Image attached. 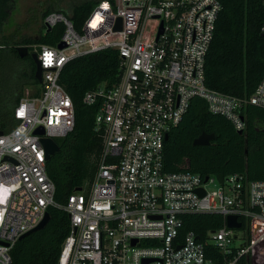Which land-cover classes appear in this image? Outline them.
Returning a JSON list of instances; mask_svg holds the SVG:
<instances>
[{
  "label": "built area",
  "instance_id": "obj_1",
  "mask_svg": "<svg viewBox=\"0 0 264 264\" xmlns=\"http://www.w3.org/2000/svg\"><path fill=\"white\" fill-rule=\"evenodd\" d=\"M221 8L220 0H100L80 29L61 11L43 17V28L61 24L63 33L54 46L32 45L41 90L24 95L13 113L16 125L0 131V264L11 262L15 242L50 206L69 216L57 264H264V179L236 172L218 180L164 169L165 136L192 98L203 99L209 113L243 133L246 107L264 108V74L249 95L205 84V58ZM105 48L118 51L120 78L83 96L86 105L98 104L96 170L88 189L58 203L41 138H63L74 127L59 73L72 58ZM38 127L43 135L34 133ZM195 213L218 214L223 224L201 237L183 232L184 216ZM229 216L240 226L229 227Z\"/></svg>",
  "mask_w": 264,
  "mask_h": 264
},
{
  "label": "trees",
  "instance_id": "obj_2",
  "mask_svg": "<svg viewBox=\"0 0 264 264\" xmlns=\"http://www.w3.org/2000/svg\"><path fill=\"white\" fill-rule=\"evenodd\" d=\"M99 1L71 2L69 17L77 29ZM220 2L222 8L205 58V84L225 93L249 95L264 74V0ZM16 3L0 0V131L16 125L13 113L25 87L33 89L30 96L41 90L34 77V60L30 54L20 57L17 47L24 45L32 52L34 44L54 46L63 33V26L57 24L49 30L41 29L35 37H19V32L4 34ZM51 11L66 12L49 7L43 17ZM119 78L120 56L112 48L74 57L60 70L59 83L74 108V127L65 137L55 139L60 149L46 162L58 203H66L77 188H89L101 150V136L94 131L98 104L86 105L84 93L99 86L110 87ZM246 113L247 129L239 134L225 117L209 113L203 99L192 98L181 121L164 141V169H188L203 176L216 174L220 179L244 171L251 179H264V108L249 105ZM203 131L214 133V139L208 145H194L193 140ZM47 212L49 220L42 229L15 242L9 264H57L61 244L69 232V216L53 206ZM222 223L218 214H188L182 231L194 230L201 237Z\"/></svg>",
  "mask_w": 264,
  "mask_h": 264
},
{
  "label": "rangeland",
  "instance_id": "obj_3",
  "mask_svg": "<svg viewBox=\"0 0 264 264\" xmlns=\"http://www.w3.org/2000/svg\"><path fill=\"white\" fill-rule=\"evenodd\" d=\"M81 1L83 0H17L9 22L10 26L6 28L4 34L10 35L19 32V37H35L42 29V14L46 9L60 5L61 9L70 13L71 2ZM32 91L33 89L27 86L24 89V95H31Z\"/></svg>",
  "mask_w": 264,
  "mask_h": 264
},
{
  "label": "water",
  "instance_id": "obj_4",
  "mask_svg": "<svg viewBox=\"0 0 264 264\" xmlns=\"http://www.w3.org/2000/svg\"><path fill=\"white\" fill-rule=\"evenodd\" d=\"M115 29H118V30L120 29L119 23L117 24ZM47 30H49V29H47ZM57 46H58V48L61 49L65 46V43L60 42ZM17 51H18V54L20 57H24V56L30 54V56L32 57V59L35 62V65H36L35 74H34L35 80L40 83L42 80V68L40 65V61L38 60L37 54L35 52H30L26 46L17 47ZM34 133L39 134V135H43L44 134L43 128L38 127ZM239 133H241V132H239ZM167 138H168V135L165 136V140H167ZM212 139H214L213 133H207V132L203 131L193 140V144L197 145V146L208 145L210 140H212ZM41 142H42V145L44 147L46 160H49L60 149L57 142L52 138L42 137ZM79 189L80 188H77L76 190H79ZM197 192L200 195H202V193H203L202 189H198ZM48 220H49V214H48V212H46L43 219L34 228H32L31 230L22 234L19 237V239H22L23 237L27 236L28 234H30L33 231L42 229L47 224ZM227 225L229 227H239L240 226V224L238 222H236V219L233 216L227 217Z\"/></svg>",
  "mask_w": 264,
  "mask_h": 264
},
{
  "label": "crops",
  "instance_id": "obj_5",
  "mask_svg": "<svg viewBox=\"0 0 264 264\" xmlns=\"http://www.w3.org/2000/svg\"><path fill=\"white\" fill-rule=\"evenodd\" d=\"M69 6V5H68ZM58 8H60L61 9V7H60V5H59V7ZM69 11H71V9H69ZM62 12V11H61ZM64 13V12H63ZM64 14H66V15H68V16H70V13H67V11L64 13ZM45 30V28H43V26H42V30ZM47 30V29H46ZM246 120H247V113H246ZM231 123V122H230ZM232 125V124H231ZM232 127H233V125H232ZM234 128V127H233ZM247 129V128H246ZM235 130V129H234ZM236 131V130H235ZM246 131V130H245ZM206 132V131H205ZM238 132V131H237ZM208 133V132H207ZM239 133V132H238ZM245 133V132H244ZM243 132H241V133H239V134H244ZM214 134V133H213ZM214 137H215V135H214ZM213 140V139H212ZM211 141V140H210ZM210 143V142H209ZM203 146V145H202ZM234 173H236V172H234ZM238 173H245L246 174V176L248 177V175H247V173L246 172H238ZM229 174H231V173H229ZM229 174H227V175H229ZM226 175V176H227ZM204 176H212V177H214V178H216V179H218V180H221V179H223L224 177H222L221 179L219 178V176H217L216 174H208V175H204ZM249 178V177H248ZM249 179H251V178H249ZM251 180H262V179H251ZM222 221H223V218H222ZM223 224V223H222Z\"/></svg>",
  "mask_w": 264,
  "mask_h": 264
},
{
  "label": "bare ground",
  "instance_id": "obj_6",
  "mask_svg": "<svg viewBox=\"0 0 264 264\" xmlns=\"http://www.w3.org/2000/svg\"><path fill=\"white\" fill-rule=\"evenodd\" d=\"M96 22H98V15L95 13L91 18V23L96 24ZM109 22H110V16L107 14V23Z\"/></svg>",
  "mask_w": 264,
  "mask_h": 264
}]
</instances>
